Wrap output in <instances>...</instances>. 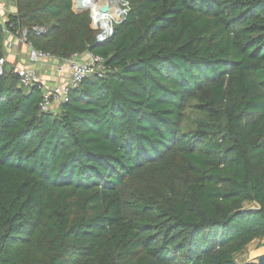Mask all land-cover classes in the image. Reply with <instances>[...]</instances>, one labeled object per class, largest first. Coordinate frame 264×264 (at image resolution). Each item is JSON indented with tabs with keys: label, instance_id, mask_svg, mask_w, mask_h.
Here are the masks:
<instances>
[{
	"label": "trees",
	"instance_id": "1",
	"mask_svg": "<svg viewBox=\"0 0 264 264\" xmlns=\"http://www.w3.org/2000/svg\"><path fill=\"white\" fill-rule=\"evenodd\" d=\"M124 1L103 41L73 0L8 15L34 48L106 70L41 111L5 65L0 264H264L239 260L264 238V0Z\"/></svg>",
	"mask_w": 264,
	"mask_h": 264
},
{
	"label": "built area",
	"instance_id": "2",
	"mask_svg": "<svg viewBox=\"0 0 264 264\" xmlns=\"http://www.w3.org/2000/svg\"><path fill=\"white\" fill-rule=\"evenodd\" d=\"M74 1V0H73ZM75 2V1H74ZM127 3L125 2L124 14L126 11ZM3 9V0H0V26L2 27L5 40L4 48H9L13 40H17L23 43L28 48V59L31 63L42 62L43 60L51 59L56 62V71L62 74L64 67L66 66L68 70V76L65 80L58 82L53 86L44 85L35 71L32 68L22 67V66H12L19 78V85L23 89H29L31 86L38 85L42 91V98L39 102V108L41 111H48L53 103L60 104L68 100V95L71 88L76 87L79 83L87 76H97L99 78L103 77L106 66L104 60L101 56L92 54L90 52H85L87 55L86 60H80V55L74 53L69 57H56L42 50L36 49L33 45L26 39V30L19 29L16 33L12 32L6 25L8 22L7 18H2L1 11ZM122 12V11H121ZM94 20V18H93ZM96 23V21L94 20ZM101 25V24H100ZM98 28V27H97ZM99 28L97 34V40L103 41L113 32L111 24L105 27ZM37 32H41V29L36 28ZM6 57L3 55L0 57V75L4 72L5 65L7 64Z\"/></svg>",
	"mask_w": 264,
	"mask_h": 264
},
{
	"label": "crops",
	"instance_id": "3",
	"mask_svg": "<svg viewBox=\"0 0 264 264\" xmlns=\"http://www.w3.org/2000/svg\"><path fill=\"white\" fill-rule=\"evenodd\" d=\"M16 6V0H13ZM6 6L3 2V9L1 11L2 18H7L6 15ZM17 8L15 11L10 13H16ZM4 56L9 64L12 66H22L32 68L40 81L46 86H53L58 82L65 80L68 76V70L66 66L63 69L62 74L56 71V62L52 61L51 59L43 60L42 62L38 63H31L28 59V48L25 44L18 42L17 40H13L12 44L9 48H4ZM80 60H86L87 55L86 53H82L80 55ZM58 104L53 103L51 105V110H56ZM264 255V238L255 239L250 242L247 247L244 249L242 254L239 256L240 261H251L256 262L257 257Z\"/></svg>",
	"mask_w": 264,
	"mask_h": 264
},
{
	"label": "rangeland",
	"instance_id": "4",
	"mask_svg": "<svg viewBox=\"0 0 264 264\" xmlns=\"http://www.w3.org/2000/svg\"><path fill=\"white\" fill-rule=\"evenodd\" d=\"M5 6H6V15H9L10 13L15 11V2L13 0H3ZM93 2L98 6V8L100 9L101 6L107 4L111 10H109V15L112 17H114V19H110L109 20V24L113 25L114 23L120 21L123 16H124V12L123 10L125 9V1L124 0H93ZM120 9L122 12L120 14V16H117V12L118 10L116 9ZM73 10L76 12H81V11H85L88 10L90 12V16H91V20H92V24L95 27H98L100 30H102L103 28H101L100 25V18L94 19L96 20V23L93 20V11L90 7H84V8H80L76 5V3L73 1ZM99 20V21H97ZM197 118V114L194 110H192L191 108H188L186 111V118L183 122V127L186 129H191L193 126V122L195 121V119Z\"/></svg>",
	"mask_w": 264,
	"mask_h": 264
},
{
	"label": "bare ground",
	"instance_id": "5",
	"mask_svg": "<svg viewBox=\"0 0 264 264\" xmlns=\"http://www.w3.org/2000/svg\"><path fill=\"white\" fill-rule=\"evenodd\" d=\"M74 1H75L76 5L79 7V9L80 8H84V7H90L92 9L93 13H94V15H93L94 19H97V18H100L101 19L100 21L99 20H97V21L100 22V24H101L102 27L107 26L109 24V20L110 19H114L113 16L111 17L108 14L109 11L107 13H101L100 12V9L93 2V0H74ZM109 10H111L110 7H109ZM116 10H118L117 16H116V17H118L121 14V10L119 8L116 9Z\"/></svg>",
	"mask_w": 264,
	"mask_h": 264
},
{
	"label": "water",
	"instance_id": "6",
	"mask_svg": "<svg viewBox=\"0 0 264 264\" xmlns=\"http://www.w3.org/2000/svg\"><path fill=\"white\" fill-rule=\"evenodd\" d=\"M108 11H109V6L107 4H105V5L100 7V12L101 13H107Z\"/></svg>",
	"mask_w": 264,
	"mask_h": 264
}]
</instances>
